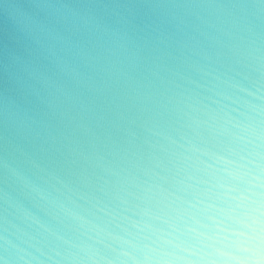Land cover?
<instances>
[{"label":"clouds","instance_id":"obj_1","mask_svg":"<svg viewBox=\"0 0 264 264\" xmlns=\"http://www.w3.org/2000/svg\"><path fill=\"white\" fill-rule=\"evenodd\" d=\"M0 264H264V0H0Z\"/></svg>","mask_w":264,"mask_h":264}]
</instances>
